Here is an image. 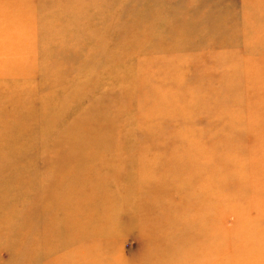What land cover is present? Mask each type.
<instances>
[{
  "label": "rangeland",
  "instance_id": "374dc122",
  "mask_svg": "<svg viewBox=\"0 0 264 264\" xmlns=\"http://www.w3.org/2000/svg\"><path fill=\"white\" fill-rule=\"evenodd\" d=\"M0 7V264H264V0Z\"/></svg>",
  "mask_w": 264,
  "mask_h": 264
},
{
  "label": "bare ground",
  "instance_id": "6f19581e",
  "mask_svg": "<svg viewBox=\"0 0 264 264\" xmlns=\"http://www.w3.org/2000/svg\"><path fill=\"white\" fill-rule=\"evenodd\" d=\"M17 18L19 20L21 19L22 21L15 20ZM25 20L26 19L24 16V11L22 12L21 10H17V9H10L9 10V9H5V8L0 7V25H4V24L10 25L9 29L4 30L3 28H1L0 31L5 32V33H8V32L9 33L10 32L18 33L20 30L19 28H21L24 25V23H26ZM28 22H29V20L27 21V23ZM21 32L24 33L22 28H21ZM74 122H76V120ZM75 128H77V127H75ZM89 133H94V132L90 131ZM89 133H84V138L82 137V138L76 139V140L72 139L71 136H68L67 133H65L63 135V142L66 146V149L70 148V156L77 154V153H87L88 152V150L90 149V148H87L88 140H89ZM55 143H57V141ZM94 143H96V142H94ZM67 221L69 222V224L72 223L70 219H68ZM204 240H205V238H204ZM224 241H226V239Z\"/></svg>",
  "mask_w": 264,
  "mask_h": 264
}]
</instances>
